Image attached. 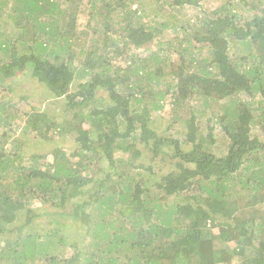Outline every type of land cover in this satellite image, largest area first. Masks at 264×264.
Masks as SVG:
<instances>
[{"label":"trees","instance_id":"16d2710c","mask_svg":"<svg viewBox=\"0 0 264 264\" xmlns=\"http://www.w3.org/2000/svg\"><path fill=\"white\" fill-rule=\"evenodd\" d=\"M132 1L0 0V84L27 74L46 101L19 117L0 101V122L25 124L7 129L10 151L0 144V264H264V142L251 132L264 133V107L239 98L264 101V0H236L247 16L228 1L174 23L164 42ZM233 42L244 56H230ZM167 98L176 109L159 131ZM200 98L207 134L188 107ZM178 121L181 140L166 135ZM28 132L48 150L24 156Z\"/></svg>","mask_w":264,"mask_h":264},{"label":"rangeland","instance_id":"374dc122","mask_svg":"<svg viewBox=\"0 0 264 264\" xmlns=\"http://www.w3.org/2000/svg\"><path fill=\"white\" fill-rule=\"evenodd\" d=\"M233 2L232 5L234 6L232 9H234V13H245V12H240L237 9V5L235 3L236 0H204L200 2V7H185L183 10H167V11H160L158 8H153V6H151L148 3V0H134V2H130L132 3V9H136L138 12L136 13L138 17H140V21H143L144 24L152 26V27H157L158 29H161L158 32V36L155 39L158 40V38L160 39L159 41L164 42L167 40H170L174 37V35H179V31L175 29H173V25L174 23H179V22H186L189 20V23L193 25V23L196 21L197 18H201L203 13H209L212 10L216 9L218 6L222 5L224 2ZM9 7V6H8ZM4 12V16L6 17V13L8 11V8L6 9V6L1 8ZM82 9L84 11V13L81 14V16L79 17L78 20V27L79 29H84L87 26V23L90 21L88 14L89 12H91V10L89 9L88 5H83ZM116 15V14H115ZM245 16V14H243ZM6 19H4L2 22L5 23ZM112 21V20H111ZM116 21V20H115ZM95 21H92L91 24L94 25ZM124 24V22H123ZM6 25V24H5ZM8 26V25H7ZM119 28V25H117ZM9 27V26H8ZM12 28V26H10V29ZM151 47L149 50L150 51H154L155 49H157L158 47L156 46H148ZM147 47V48H148ZM238 46H235V43H231V47L229 50V54L230 56H232V58H234L235 56H244L245 53H242L241 51H238ZM198 51V50H197ZM199 52V53H198ZM196 52L195 50H193V54L195 53L199 58H203L204 54L201 53L200 51ZM136 54H142L144 56H147L148 53L150 54V52H144L143 49L141 50H137L135 51ZM201 53V54H200ZM1 59L3 60L4 58L1 57ZM245 68V67H244ZM10 87V90H12V92H8L6 91L8 88ZM102 96H105V94L103 92H101ZM44 97H45V88L40 87L39 85H37L36 83H33L32 80L26 75H19V76H15L12 78H9L7 80H5L4 82H2L0 84V101L5 102V104H9L12 105L13 103H17L15 106V110L17 111L16 113L18 114L17 117H19V114H23V109H26V104L30 105V106H35L37 107V110H43V103H46V101H44ZM240 99H242V101L245 102H249L252 101L255 104L253 106H258V104H256V101L262 100V105L261 108L264 107V101L261 98L260 94H257L255 96V98L250 99V97L248 95H246L245 93H242L239 97ZM25 99V100H23ZM227 103V101L223 102V105ZM222 104V102H219V104H216V107H219ZM204 103H203V99H196L195 101L188 103V107L190 106L194 111H196L197 113H199V116L197 118L198 123L201 126V132L203 134H207L208 131V126H211L212 123H206V118H208L209 114H210V110L206 107H204ZM187 105L184 106V108ZM8 107V105H7ZM174 107H172L170 105V99H166L163 103V107L159 110H157L156 113L153 114L156 124H160V130L162 131L164 129V126L166 124H168L169 120L172 119L173 117V109ZM176 109V108H174ZM13 113V110H12ZM15 113V114H16ZM261 113V110H254V115L256 120L258 119V115ZM178 115L182 116L181 111H178ZM14 118V120H11L8 124H5L3 122H0V144L4 145V148L7 150H11V146L8 142H6L5 140V133L7 131L8 128L11 129V131L15 132L14 136H20L22 131H23V127H24V120H20L18 118ZM214 133H216V137H217V142L215 145V150L217 152V154L220 155H224L225 151L224 149V141L225 138H223V133L221 132L220 126L215 124L214 125ZM158 127V126H157ZM158 127V128H159ZM173 128H170V130H168L166 135L178 138V139H184L183 135L179 134L182 130H183V126L181 124V121H178L176 123H173V125L171 126ZM176 130H181L178 132H175ZM251 132L253 133L254 136H257L261 141L264 142V133L260 130L259 127L257 126H253ZM34 133H30L28 132L27 137L30 140L29 145H22L20 146V152H22L24 154V156H29L32 153H43L45 151H47L48 149L45 146H48V144L45 142V144H41L39 141L34 140ZM50 138V136H46V140H48ZM51 139V138H50ZM57 139V137L54 138V141ZM51 143V142H50ZM39 144V145H38ZM71 143L64 141V145L67 147L68 145H70ZM63 145V143H62ZM119 152H116V155H118ZM144 163H146V161H144ZM172 203H175V200H177V198H174L173 196H171V198L169 199ZM44 220V219H43ZM232 264H238V261L235 260Z\"/></svg>","mask_w":264,"mask_h":264}]
</instances>
